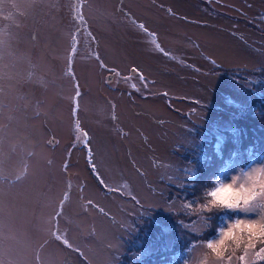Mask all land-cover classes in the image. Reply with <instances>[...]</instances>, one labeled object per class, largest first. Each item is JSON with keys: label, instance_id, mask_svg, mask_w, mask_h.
<instances>
[{"label": "rangeland", "instance_id": "rangeland-1", "mask_svg": "<svg viewBox=\"0 0 264 264\" xmlns=\"http://www.w3.org/2000/svg\"><path fill=\"white\" fill-rule=\"evenodd\" d=\"M237 221L264 224V0H0V264H264L246 228L207 247Z\"/></svg>", "mask_w": 264, "mask_h": 264}, {"label": "snow or ice", "instance_id": "snow-or-ice-1", "mask_svg": "<svg viewBox=\"0 0 264 264\" xmlns=\"http://www.w3.org/2000/svg\"><path fill=\"white\" fill-rule=\"evenodd\" d=\"M135 71V69H133ZM141 79L143 77L141 76ZM135 87V85H133ZM222 193H232L237 198L241 197V194H243V205L247 206L249 205L250 201L255 199V196L252 195V190L247 188L246 186L241 185L237 191V188L232 185H225L217 188L216 192L210 193L211 195H220ZM229 210H242L240 206L233 205ZM246 228L247 231V242H246V248H254L255 245L253 243L256 239H264V224H254V223H246L245 221H237L232 227L228 228L226 231H224L221 235V238L218 243H209L207 247L209 249H212L217 256H222L223 251L226 250L225 244L227 241L231 240L236 247H239L240 244L244 241V234L243 232L238 237L235 234V229H244ZM253 229H258V232H254ZM261 252H264V249H261Z\"/></svg>", "mask_w": 264, "mask_h": 264}, {"label": "trees", "instance_id": "trees-1", "mask_svg": "<svg viewBox=\"0 0 264 264\" xmlns=\"http://www.w3.org/2000/svg\"><path fill=\"white\" fill-rule=\"evenodd\" d=\"M251 145H245V147L242 149V154H247V153H249L250 151H249V149L251 148L250 147ZM230 152H232V150H230ZM229 152V153H230ZM229 158H230V156H229ZM226 160V159H225ZM223 161V160H222ZM222 163H224V162H222ZM220 163H218V165H215V170H220ZM215 178H218L217 176L215 177ZM223 211H225V210H223ZM222 216H223V214L222 213H219L218 214V219H222ZM194 240H195V238H194ZM183 248L184 247H181V248H179V249H176L175 250V252L173 253V251L172 252H169L168 253V256H165V258H163V259H161V260H158V261H155V262H153V263H151V264H160L161 262H163L164 260H166V258H170V257H172V256H174L175 254H177V250H178V252H180L181 250H183Z\"/></svg>", "mask_w": 264, "mask_h": 264}, {"label": "water", "instance_id": "water-1", "mask_svg": "<svg viewBox=\"0 0 264 264\" xmlns=\"http://www.w3.org/2000/svg\"><path fill=\"white\" fill-rule=\"evenodd\" d=\"M132 72H133V70H132Z\"/></svg>", "mask_w": 264, "mask_h": 264}]
</instances>
